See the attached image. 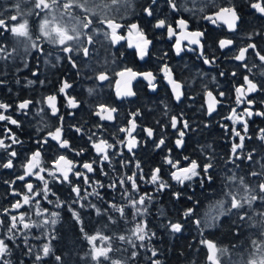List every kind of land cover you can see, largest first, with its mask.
<instances>
[{
    "label": "trees",
    "instance_id": "16d2710c",
    "mask_svg": "<svg viewBox=\"0 0 264 264\" xmlns=\"http://www.w3.org/2000/svg\"><path fill=\"white\" fill-rule=\"evenodd\" d=\"M218 64L220 65L219 68L215 67V64L207 67L204 65L202 66V64L196 66L193 62H189L188 70L184 73L192 77V75L196 73L193 71L195 70L198 72L196 76L202 79L201 86L203 88L208 87L212 89L214 93L221 91L226 93L222 101L226 106L224 104L222 108H219V110H221L219 112L221 113L217 112L216 115L213 114L209 116V119L205 118V116L202 118L196 117L195 119H189L190 130L184 139V148H177L175 145L177 134H175V131L172 133L169 131L171 128L170 117L162 118L169 109L163 98H161V103L158 107L155 105L157 103L152 102L151 99L149 101L150 104H147V108L143 110L146 112L144 116H151L148 119V125L153 127L154 134L153 137L147 138L144 143L139 144L137 150L132 154L123 147H121L120 150V148L114 144V147L108 150L111 154V159L109 161H102L94 154L92 146L70 148L67 154L70 157L69 159L73 160L74 164L77 163L76 171L83 172L90 178L89 182L86 184L84 183L83 177L78 178L71 173L69 174L72 184L78 185L81 189L80 197H77L76 193L72 192L69 183H63L52 179L49 177L47 171L40 173V175L48 180L51 189L47 195V199L42 195L44 184L37 179L35 175H32L33 177L25 176L23 181L17 180V177L24 173L23 165L26 163V157L28 155V157H30L32 149L35 148V144H32L31 141L25 139L21 140V138L17 136L21 144L24 145L23 148L17 150L19 152L18 156L9 157L8 154L0 155V165L4 163L5 159L7 161L9 158L13 159L14 164L12 168L4 169L0 167V175L2 176H0V220L10 222V217L8 216L12 212L15 215H17L16 213L24 212L28 214L26 216V222H35L36 224L38 221L43 224V221L49 220L52 212H58L59 218L55 225L49 223L43 225V227H33L24 230L28 235L27 245L24 242L23 235H17L14 241H7V236L5 235L7 233V227L0 225V238H4L9 244L10 252L7 258L12 261V264H34V262L35 264H57L55 261L56 255L62 257V264H95V262L91 260L90 255H87L90 252L91 246L84 238V234L81 233V227H83L85 232L89 235L100 233L101 235L111 237V240L104 241L102 245L107 246L109 243L112 244L116 250L110 253L111 258L119 259L127 262V264H151L153 259H159L161 264H208L206 260L207 250L205 246L200 244L201 239H211L217 242L219 247L229 249L226 255L221 257L227 264H242L243 261H246L252 253V241H259L260 239L259 230L261 228L255 225L254 220L256 221V215L258 214L259 216V212L264 211V201L258 200V202H253L252 208L245 206L244 211L252 217L251 220L240 222L236 215L228 213L227 215L220 216V221L217 222L215 227H203L205 222H211L204 217V212L207 211V207L210 203H215L223 199L225 206L230 207L229 198L224 195L229 189L237 191L241 197L245 195L243 187H241V189L234 187L235 183L237 185L239 180L228 181L226 179L228 176L233 174L237 177L243 176L250 186H255L256 183L264 181V175L255 177L250 175L252 172H264V169L261 167V164H264V141L257 139L258 130L264 128V120H261L258 127L255 126L254 121H250L251 123L248 122L249 131L244 141V147L237 150L240 159H236L231 152V148L233 144L232 141L237 142V137L234 135L232 136V127L229 121L225 119L222 120V117H225L227 113L230 112V108L233 104L232 87L236 81L234 78H231L229 74L233 67L227 64H221L220 62ZM221 72H224L225 75L221 76ZM204 76L205 79H203ZM192 98L193 102L195 101L198 106L202 107L201 101H198V96L196 97L193 94ZM88 100L91 101L89 98ZM83 102L86 101L81 98V112L83 113V120L85 121L83 126L85 128L87 126L88 129L91 127L88 125L89 122H92V117L90 116L92 107L86 108L81 104ZM140 105L141 103L135 102L131 107L139 108ZM130 110L134 111L135 109ZM176 115L178 116L179 112ZM162 119L164 121L163 125L157 123ZM68 123L76 125L78 120L69 119ZM145 124L147 123L145 122ZM163 127H165V129H163ZM91 134L92 132L89 131L86 136L90 137L92 136ZM161 137L165 139V145H162L161 148H156L155 144L159 142ZM81 148L85 149V151L82 152L80 156H76L75 152ZM185 148L191 150L193 155H190V158L202 162L211 161L214 163L215 166L211 170V174L214 177L213 181H205L202 186L200 183L201 177H194L191 182H185L184 185H180L176 181L171 180V169L169 165L164 163V158L166 155H170L173 160L181 159L179 151L180 149L185 150ZM169 149L172 150L171 153H169ZM58 151H60V149L43 151V163L41 166H46L50 170V163L55 159ZM250 152L253 153L254 157L251 161L247 159ZM182 153H186V151ZM2 156H5L3 157L4 159ZM233 159H235V164L230 162ZM93 161H95L94 172L88 173L81 167L84 162ZM122 161L127 162L126 165H123L121 163ZM137 161L140 162L141 170L144 175L143 179H140L139 175L137 176L136 179L139 190L135 192L131 190L130 182H126L123 188L119 185V181L125 179L127 175H131L133 172L139 173L141 171L136 168ZM157 167L161 169V179L170 185L163 191L159 190L157 185L150 182L151 171ZM11 169L14 170L12 171ZM101 169H103V171H101ZM33 171L35 172L37 170L34 169ZM14 174H16V176ZM1 180H3L4 183ZM13 181L15 182L13 183ZM96 181H99L100 184L98 185ZM18 182L20 185L17 184ZM252 182H254V184ZM26 183H32L39 196H32L33 198L30 204H22L21 209L12 211V203L16 202V200H20L22 203V195L27 193V188L25 187ZM110 183H115L117 186L115 188L109 187ZM94 187L98 188L96 189ZM93 188L95 192L99 193V196H95L96 194L93 192ZM14 190L16 193L19 192V195L13 194ZM116 190L118 192H116ZM254 191L247 193V195L257 194V190L254 189ZM125 192L129 195H125ZM177 192L180 193L179 198L174 196V193ZM144 194H147L145 204H137L135 206L141 209V211L139 214L135 215V219H133L135 209L130 204V199L132 198L131 200L138 201L140 196ZM148 196L152 197V199H148ZM188 197H192V199L189 200ZM126 199L128 201H126ZM37 200L40 202L39 208L36 204ZM49 201H51V203ZM110 202H112L111 204H116L117 208L122 207L125 215L122 217L121 213L117 211V208L110 206ZM81 204L84 205L83 208ZM89 204L95 205L96 207L93 208ZM70 207L79 213L80 223L72 216ZM97 207L100 209L99 214H97L96 211ZM189 207L194 208L195 211V215L191 217L184 215V212ZM4 208L9 209L8 214L3 212ZM29 208L32 209L30 210ZM43 209H47L48 211H43ZM38 211L41 212V215H37ZM17 216H19V214ZM6 217H8L9 220L8 218L6 219ZM109 217H111V219H109ZM197 219L201 220L200 227L194 223ZM137 221L146 223L149 235L153 232H155L156 235L153 236L151 240L145 242L146 246L144 248L133 249L132 244H129L127 240H119V236L124 235L130 237L131 231L135 227ZM178 221L183 224L182 231L179 233L171 231L169 224ZM234 221L235 223H233ZM18 227H22V225H18ZM53 236H55V239H52ZM132 239L135 241L134 237H132ZM44 243L51 244L52 252L49 256L43 257L41 261H35V256L37 254L42 255L41 250ZM94 243L97 244V242ZM135 243L139 244L140 242L135 241ZM28 247H33L31 254L27 253ZM153 248L157 251L156 257H152L151 255V249ZM133 250L137 251L136 257L131 256ZM103 264H110V261H103Z\"/></svg>",
    "mask_w": 264,
    "mask_h": 264
},
{
    "label": "snow or ice",
    "instance_id": "6c2138e0",
    "mask_svg": "<svg viewBox=\"0 0 264 264\" xmlns=\"http://www.w3.org/2000/svg\"><path fill=\"white\" fill-rule=\"evenodd\" d=\"M32 3V8L27 12L21 11V4L17 3L14 5L16 8V14L8 16L6 13L0 15V54L3 55L5 59L12 58L13 53L17 51L16 48L12 49V52L9 53L7 51L6 43L4 42V34L9 33L12 37L15 38H23L26 42H31V48L37 49L38 51H43L40 49L39 44L35 41H39L41 38L46 40L47 42L60 45L61 50L64 53H72L74 51H82L84 56H88L90 53V49L87 46L83 48L80 47V44L83 43L81 40V36H85L87 38V43H93L94 37L89 33L92 31H99V29L95 28V25L99 24L101 26H105L104 36L106 39L111 41V44L115 45L120 41L125 40V36L121 35L120 32L123 31L125 27L128 29V36L131 37L133 34L136 36V41H129V47H135L137 56L143 60L146 55L149 54V45L152 44V41L148 38L146 32L137 24H121L117 21L116 18L110 17L107 13L110 10L111 6L117 5L120 0H30ZM169 7L173 11L179 10V5L177 0H167ZM155 0H152V5L144 8L143 11L148 16H153ZM250 7L254 9L257 13L264 15V0H249ZM215 10L209 12L206 15L201 16V19L208 21L210 24L215 26H226L229 32L235 33L239 30V21L241 20L240 15L238 14L236 6L232 3V0H226V3L223 5L212 4L211 5ZM201 11H204L201 8ZM36 17L39 21L38 23V32L39 35L35 37L33 40L32 32H31V22L29 17ZM188 21L181 17L176 20V27L174 28L172 24L167 23L165 19H159L156 21L154 27L156 28H167V33L169 38L176 37L175 44L173 45L176 54L179 55L183 50L181 46L182 41H187L188 45H197L200 48V55L203 57V62L205 64L215 63L216 58L212 57L209 59L204 56V46L201 44V38H203L206 33L201 30L188 31ZM84 29H88V32H84ZM177 29H179V33H177ZM119 30V32H118ZM254 33H248L249 38H251ZM255 35H259V33H255ZM234 45V41L231 38H221L218 41V47L221 50L229 49L230 46ZM28 44L25 43V51H27ZM194 50V49H189ZM249 50L255 53V56L259 58V60L264 64V49H260L259 46L255 43H248L245 46H241L238 49V52L231 57L235 61L244 62V67H248L246 58L249 53ZM123 55V53H121ZM165 55H167L165 53ZM59 59V57H57ZM68 60L71 63L73 68L78 67L75 59L69 55ZM248 71H251V68H248ZM161 72L164 75L165 80L171 86V91L174 95V98L177 101L181 100V97L185 95V93L181 90V84L173 78L172 70L168 67L167 64L161 68ZM33 75H36L33 72ZM221 76H224L225 73L221 72ZM237 75L236 72L232 73V76L235 77ZM264 75V72L261 73ZM117 77H121L124 79V89L121 90L119 87L116 92L117 98L122 97H130L136 95L132 90V81L136 80L137 77H143L148 84V88L150 90H157V83L155 82L157 77L152 71L138 72L135 71L131 67H125L123 70L116 73ZM98 80L105 81L108 80L109 77L101 72L98 77ZM4 81L0 80V84H3ZM32 83V81H29ZM41 84L44 81H40ZM121 83L120 80H117V84ZM72 87L67 81H64L62 85L58 89V93L64 94L67 99V104L70 108H76L78 106L77 100L71 96H68L66 90ZM91 92V89L89 90ZM236 100L235 104L238 106L242 103H246L249 107H245L243 112L238 113V109L233 107L230 115L227 119L231 120L233 123V127L231 132L234 136L239 137L240 143H233L231 152L236 159H240L239 156L236 155L238 149H242L244 147V141L249 131L248 121L245 119L255 116L264 117V110H256L255 112L252 110V105L255 103L254 100L248 98L250 93H257L260 91H264V82L254 81L250 79L248 75L243 77V84H239L234 88ZM219 97H224L226 95L225 92H219ZM45 103H47L49 109L53 116H57L59 113V109L57 107V95L52 94L48 95L45 98ZM221 103L220 100L217 99V96L214 95L213 91L205 90V104L207 106L206 110L209 115L215 112L217 105ZM32 104L30 99H24L17 105V110L23 112L24 110H30L29 106ZM12 107L11 104L0 102V109H3L5 112ZM98 111L95 113L100 120L112 121L114 120L113 113L117 111L115 107H108L104 104H100L98 106ZM42 111V109H41ZM142 113L138 109L135 112L130 113V118L127 121V126H122L119 128L120 132L126 133V137L124 140L118 141V143L124 144L127 147V150L132 153L133 150L138 146V140L136 136L133 134L138 128L136 119L140 117ZM62 122L64 117H59ZM0 121H5L8 124L15 125L16 127H21V122L18 119L13 118L10 115H5L4 112H0ZM237 123H242L243 125V134L235 125ZM179 121L176 116L171 117V127L178 132V138L175 140V145L177 148H181L184 144L185 130L189 129V124L187 121L183 122V130L178 127ZM96 127L103 128V125L97 124ZM4 131L8 133V139L11 140V144H6L5 139L0 138V148L8 150L12 147V145L21 143L15 136V133L12 132L10 128L5 127ZM75 131L77 133L81 132L80 127H75ZM143 131L146 133L147 137L151 138L154 134V129L152 127H145ZM63 125L62 123L59 126L55 127L54 131H49L47 133V137H50L51 140L55 141L60 149L69 150L70 142L68 139L63 138ZM92 136L89 137V140L92 142V148L97 154V158L102 161H109L111 159V154L109 153V149L114 147L113 143H109V141L103 137L98 140H94ZM258 139L264 141V128H260L258 130ZM49 140L44 138L43 140H37V148L34 152L31 153L30 157H26V163L23 165L24 173L23 175L17 177V179L23 181L25 176L35 175L37 179L43 182L44 188L42 190V195L47 199L48 193L51 191L49 187L48 180L45 179L44 176L40 175L41 172L47 171L49 177L54 180L60 182H67L70 184L72 192L76 193L77 197H80L81 189L78 185H73L70 178V173L80 178L83 177L84 183L89 182V177L85 175L83 172L76 171V165L74 164L72 159H69L66 155L60 154L54 160L51 161L52 170H49L47 167H42V153L44 146L48 145ZM162 145H165V139L163 137L160 138L159 142L155 144L156 148H161ZM85 149L81 148L75 152L76 156H80ZM171 149H169V153H171ZM254 151V150H253ZM9 157H17L18 153L15 150L8 152ZM249 161L253 160V153H249L247 156ZM186 164L182 163L181 159H175L170 155H166L164 158V163L170 166V177L171 180L176 181L180 185H184L185 182H191L194 177H201L200 183L203 186L205 181H213L214 177L211 174V170L214 168V163L202 162L197 159H191L189 156H184L182 158ZM235 164V159L230 161ZM93 162H84L81 167L85 169L88 173H92L95 171ZM123 165H126L127 162L122 161ZM14 166L13 159L9 158L6 163L0 165L3 168H12ZM262 169H264V164H261ZM136 168L141 170V164L139 161L136 162ZM34 169H38V171H33ZM199 169V170H198ZM103 171V169H101ZM161 169L159 167L153 169L151 171L150 182L152 184L157 185L158 189L163 191L165 188L169 187V183L163 181L160 177ZM59 174V175H57ZM139 175L140 179H143L142 170L138 172H133L131 175H127L125 179H121L119 181V185L123 187L126 182L131 183V189L133 191H138L137 184V176ZM251 176L255 177L258 175H264V173L252 172ZM228 181H236L239 180V184L243 187V191L245 195L243 197L239 196L237 191H232L229 189L224 193L226 197L229 198L230 207H226L224 200H218L215 203H210L208 212L205 213L206 216H211V222H205L203 227L211 228L215 227L217 222L220 221V216L227 215L228 213H232L238 217L240 222H244L246 220H251L252 217L248 215L247 212L244 211L245 206L248 208H252L253 202L260 200L264 201V181H261L256 186L257 194L247 195V193L253 192L254 189L245 181L244 177H237L236 175H230L226 178ZM14 183V181H13ZM99 185L100 182L96 181ZM102 186V185H101ZM117 185L115 183L110 184L109 187L115 188ZM25 187L28 192L25 193L22 197V203L20 200L11 204V209H21L22 204L28 205L32 202V196H35L36 190L32 183H26ZM93 192L99 196V193ZM13 194L18 195V193L13 192ZM125 195H128L125 192ZM147 195V194H146ZM146 195L140 196V199L131 200L130 204L135 209L133 214V219H135V215L139 214L141 209L136 208L137 204L144 205ZM176 198L180 197V193H174ZM83 198V197H81ZM148 199H152V197L148 196ZM189 200L192 197H188ZM51 203V201H49ZM37 207L39 208L40 202L36 201ZM95 208V205H90ZM110 206L116 208L115 204H111ZM83 208L84 205L81 204ZM212 209H216V213H212ZM235 210V211H234ZM43 211H48L47 209H43ZM70 211L72 212V216L76 219L78 223H80L79 213L70 207ZM97 214L100 213V209L96 208ZM117 211L121 213L123 217L125 215L124 209L122 207L117 208ZM3 212L5 214L9 213L8 208H4ZM28 214L24 212H20L19 216L11 215L10 222L5 220H0V225H4L7 227V241H14L17 235H23V239L25 244L27 245L28 235L24 232V230L31 229L33 227H43V225L52 224L55 225L59 218L58 212H52L49 220L43 221V224H36L35 222H26V216ZM37 215H41V212H37ZM184 215L187 217H191L195 215L194 208L189 207L184 212ZM260 217H264V211L259 212ZM111 219V217H109ZM194 223L200 227L201 220L197 219ZM235 223V221L233 222ZM18 225H22V227H18ZM262 229L260 236L261 239L253 240L252 244L256 251L252 252L250 257L243 261L242 264H264V222L257 225ZM171 231L179 233L182 231L183 224L181 222H171L169 224ZM81 233L84 234V238L87 240L90 247V252L87 255H90L91 260L95 262V264H103V261H110V264H127V262L121 261L119 259H112L110 253L115 251L112 244H108L107 246L97 247L94 241L97 240V237L100 238L101 242L109 241L112 238L109 236L101 235L100 233H96L95 235H89L85 232L83 227L80 228ZM203 234V233H202ZM156 233L153 232L149 235L147 231V225L145 223H136L135 227L131 231V236L126 237L124 235L119 236V240L125 241L129 244H132L133 249L136 248H144L146 246L145 242L151 240ZM135 238V241H139L137 244L132 239ZM55 239V236L52 237ZM4 238H0V264H12V261L8 259V254L10 252L9 244ZM200 244L205 246L207 249L206 260L208 264H227V262L221 257H224L229 249L224 247H219L217 242H214L211 239H201ZM42 255L37 254L35 256V261H41L43 257H47L51 254L52 248L50 243H44L42 245ZM32 253V247H28V254ZM152 257L157 256V251L153 248L151 249ZM132 257L137 256V251L133 250L131 252ZM55 261L57 264H62V257L60 255L55 256ZM35 264V262H34ZM151 264H161L159 259H153Z\"/></svg>",
    "mask_w": 264,
    "mask_h": 264
},
{
    "label": "flooded vegetation",
    "instance_id": "af4514ba",
    "mask_svg": "<svg viewBox=\"0 0 264 264\" xmlns=\"http://www.w3.org/2000/svg\"><path fill=\"white\" fill-rule=\"evenodd\" d=\"M133 3L135 7L134 10L128 12L131 14L116 19L121 24L137 23L146 32L148 38L152 41V44L149 45V54L146 55L143 60H141L137 56L136 48L134 46L129 47V41L131 40L134 44L137 38L135 34L129 37L128 29L127 27H125L123 31L120 32L121 35L125 36V40L120 41L115 45L112 44V50L115 51V56L121 52L123 53V55H121L122 62H120V65L114 67L109 64L101 65L99 62H97L96 57L97 55L99 56V54L101 60L106 59V51L104 54L103 40L101 35L102 31L105 29V26H101L99 24L95 25V28L99 29V31H93L89 33L90 35H93L94 42L87 43V38L84 36L82 39L83 43L80 44L81 48L87 46L90 49V53L88 56H84L82 51L64 53L61 50L62 46L51 44L45 41L43 38H41L39 41H35L37 44H39L40 49L43 50L42 52L32 48L31 52L29 53L28 51L31 46H28L26 52L21 49L17 54H15L18 57V60L23 54V57L19 61L17 60L16 62H14L11 66L13 69L17 66L18 70L16 72L18 76L24 79V82L22 84L17 83L16 85H12L11 83L9 84L8 81H4L3 84H0V102L9 103L12 105V107L6 112L3 109H0V112H4L5 115H10L13 118L18 119L21 122V127L18 128L15 125L8 124L5 121H0V138L5 139L6 144H11V140L7 138L8 133L4 131L5 127L10 128L12 132L15 133L16 138L17 136H19L21 140L25 139L31 141L32 144H35V148L32 149V152H34L37 148V140H43L44 138H47L49 140V143L48 145L44 146L43 151L60 149L55 141L51 140L50 137H47V133L49 131H54L55 127L59 126L62 123L64 129L63 138L69 140L70 148L92 146V142L89 140V136H86V133H88L87 126L86 128L83 126V123L85 121L83 120V113L81 112L80 106V101L82 98L81 88L84 91L86 88L81 87V84L85 82H88L87 84L92 86L90 88L92 89V93L88 94V98L91 101L96 100L97 97L100 98L99 100H97L96 104L92 106V111L90 112L92 122H89L88 124L91 126L92 130L94 129V140H98L99 138L103 137L107 139L109 143H113V141H116L117 137L119 136H121V140H124L126 137V133L120 132L119 128L122 126H127V121L130 118V113L135 112L139 109L142 115L136 119L138 128L133 134L138 140V145L144 143V141H146L149 137H147L143 129L145 127H150L148 125V119L151 116H144L146 115V112L143 110L147 108V104H150L149 101L151 99L152 102L157 103L155 104L157 105V107L161 103V98H163L168 105L169 109L165 114L168 116L164 115L162 116V118L170 117L171 119L172 116H176L179 123L181 124H178V127L180 129L183 130L184 121L188 122L190 129L189 119H195L193 112L194 103L192 101L194 83L191 82V78L193 77V75L191 77L185 75L184 73L188 70L187 68L189 67V62H193V64H195L196 66L202 64V66L204 65L207 67L214 65V63L205 64L203 62V57H201L200 55L199 46L188 45V42L186 40L181 42L183 50L179 55H177L173 47L176 41V37L174 36L172 38H169L166 27H154L156 21L159 19H165L167 23L172 24V26L175 28L176 20L183 17L189 22L188 31H204L206 35L201 38V44L204 46V56L208 57L209 59H211L212 57L218 59L221 56L230 59V62L233 63L232 72L237 73V75L234 77L236 83L232 87L233 104L230 108V113L233 107H236L239 112H243V109L245 107H249L246 103H242L238 106L235 104L236 95L234 92V88L239 84H243V77L245 75H248L249 78L253 79L254 81L264 82V75H261V73L264 72V64H262L259 58L255 56V53L252 52V50H249L246 58L248 67H244V62L235 61L231 58L238 52L239 47L245 46L248 43L256 44L257 40H259L261 44H263V47H261L260 49H264V15H261L254 9H252L250 7L249 0H232V3L236 6L238 14L241 17V20L238 22L239 30L235 33L229 32L226 26L218 27L210 24L206 20L201 19V16L215 10L211 6L212 4L223 5L226 3V0H212L207 4L208 7L204 9L203 13L201 9L200 11H192L191 9H187L184 6V0H177V3L179 5L178 11H173L169 7L167 0H155V4L153 5L155 10L153 16L151 17L148 16L143 11V9L148 7L149 5H152V0H134ZM260 24H263V28H261L263 30L262 32H260L262 34H254L251 38H249L248 35H245V37L242 36L241 32L244 31V29L255 30L259 27ZM177 33H179V29H177ZM37 35L38 34H34V40ZM221 38L233 39L234 45L230 46L229 49H219L218 41ZM190 48L194 50H189ZM46 53H48L49 55ZM165 53L167 55H165ZM24 54L26 55V58H24ZM54 54L60 57L59 62L62 65H54L51 68L46 67L43 62L44 57H49ZM69 55H71L75 59V61H77L76 63L78 67H72L71 63L68 60ZM89 59L90 61H88ZM164 64H167L168 67L172 70L173 78L181 84V90L185 93V95L181 97L180 101H177L174 98V95L171 91V86L167 83L163 73L161 72V68L164 66ZM91 67L93 68L91 69ZM125 67H131L138 72L152 71L157 77L155 81L158 85L157 90H150L148 88L147 81L143 77H139L138 79L132 81V90L136 93V95L117 98V89H115V81L117 80L116 73L120 70H123ZM248 68H251L250 72L248 71ZM193 71L197 72L195 70ZM33 72H35L36 75H33ZM101 72L105 73L109 77V79L105 81L98 80L97 77ZM195 78L198 82L202 80L198 76H195ZM203 79H205V76L203 77ZM29 81H32V83H29ZM40 81H44V83L41 84ZM64 81H67L72 85V87L70 89H67L66 92L68 96H71L77 100L78 106L76 108H70L67 104L65 95L58 93V89ZM120 81L121 85L119 88L123 90L124 79L121 78ZM205 88L207 90L213 91L208 87ZM218 93H214V95H216L217 98H220ZM52 94L57 95V107L59 109V113L57 116L52 115L47 103L44 102L45 98L48 95ZM199 96L198 101H201V106L205 108L204 94L201 95L200 98ZM248 98L255 101V103L251 106L254 112L260 109L264 110L262 108L264 106V91L250 93L248 95ZM24 99H30L32 101V104L29 106L30 110H24L23 112H21L17 110V105ZM135 102L141 103L139 108L131 107V105L135 104ZM97 104H104L108 107H115L117 111L113 113V116L115 117L114 120H100V118L95 115V113L99 110V105L95 107ZM224 104L225 103L221 100V103L217 105L216 110L215 112H213V114L216 115L217 112L221 111L219 110V108H222V105ZM39 108L42 109V111ZM130 109L135 110L132 111ZM38 111L44 114H48L47 118H49V121L38 124V126H45L43 129H37L33 126V123L36 122L35 115ZM177 111L179 112L178 116L176 115L178 114ZM61 116L64 117L62 122L59 119V117ZM69 119L78 120V123L76 125L69 124ZM249 120L257 122V126H259L261 120H264V117L253 115V117H251ZM145 122L147 124H145ZM163 122L164 121L162 119L157 123L163 125ZM97 124L103 125V128L96 127ZM75 127H80L81 130H85V135L83 137H80V134L75 131ZM163 129H165V127H163ZM169 131L171 133L175 131V134H177L178 136V132L172 127ZM188 132L189 130H185V137L188 135ZM18 140L20 141V139ZM184 146L185 141L182 148H184ZM23 147L24 145L19 143L12 145V147L8 150L0 148V155L8 154V152L12 150H15L17 153H19L17 150ZM123 148L127 150V147H125V145H123ZM137 148L138 146L133 150V152L136 151ZM185 151L187 154L182 153ZM65 152H67V150L60 149L57 154H64L68 158H70ZM179 154L181 155V161L184 164H186L187 162H184L182 158L184 156L190 157V155H193L189 148H185V150L180 149ZM6 162L7 161L5 160L4 163ZM75 165H77V163H75ZM50 166V170H52L51 163ZM36 170L38 171V169ZM14 210L15 209H12V211ZM16 214L18 215L19 213ZM11 215L15 214H13L12 212L8 217H10Z\"/></svg>",
    "mask_w": 264,
    "mask_h": 264
},
{
    "label": "rangeland",
    "instance_id": "374dc122",
    "mask_svg": "<svg viewBox=\"0 0 264 264\" xmlns=\"http://www.w3.org/2000/svg\"><path fill=\"white\" fill-rule=\"evenodd\" d=\"M211 1L212 0H184V4H185L184 6L187 9H191L192 11H200L201 8L206 9L208 7L207 4L209 2H211ZM97 2H99V0H97ZM120 2L117 5L111 6L110 10H108V13L107 14L110 17L122 18V17L128 16L129 14H131V13H128V12L133 11L134 8H135L134 7V3H133L134 0H120ZM17 3H20L21 4V11L22 12H27L29 9L32 8V3L30 2V0H0V15H3L5 13L8 16L13 15V14H16V8L14 7V5H16ZM203 12L204 11H202V13ZM126 13H128V14H126ZM29 19H30V22H31V32H32V36H34V34H38L39 35V32H38V23H39V21H38V19L36 17H34V16L33 17H29ZM261 28H263V24H260L259 27L256 28L255 30H249V29L246 30V29H244V31H242L241 34H242L243 37H245V35H248V33H254V34L255 33H260L263 30ZM83 31L84 32H87L88 29H84ZM104 31H105V29L102 31L101 35H102V40H103V51H104V54H105V51H106V59L101 60L100 54H99V56L97 55V57H96L97 58L96 61L99 62L101 65L109 64L111 66L117 67V66L120 65V62H122L121 61V53L122 52L119 53V54H117L115 56V51L112 50L113 49V45L110 43L111 41L109 39H106L105 38ZM260 34H262V33H260ZM83 37L84 36L82 35L81 36V40L83 39ZM4 42L6 43L7 51L9 53L12 52V49L13 48H16L17 51L15 53H13L12 58H10V59H5L3 57V55L0 54V79L3 80V81H8V83L9 84L11 83L12 85H16L17 83L22 84L24 82V79L22 77L18 76V74L16 72L18 70L17 66H16V68L13 69L11 65L18 60V57L15 54H17L21 49H23L24 52H26L25 51V43H27L28 46H30L31 45V42H26V41L23 40V38H19L18 39V38L12 37L9 33L8 34L6 33L4 35ZM106 43H107V45H106ZM256 44L259 46V48L263 47V44H261V42L259 40H257V43ZM31 50H32V48L30 47V49H29L28 52L30 53ZM25 54H24V58H26V55ZM46 54H48V53H46ZM22 57H23V54L20 56L19 60ZM57 57L58 56L55 55V54L52 55V56H49V57H44L43 62L45 64V66L48 67V68H51L54 65H62L59 62L60 57H59V59H57ZM88 61H90V59ZM216 61L217 62L214 63L215 64L214 65L215 67H218L219 68V66H220L218 64L219 62L221 64H224V65L227 64L228 66L230 65L231 67H233V63L230 62V59H228V58H226L224 56L219 57L218 59H216ZM92 68L93 67H91V69ZM230 72L233 73L232 71H230ZM231 73H229L231 75V78H234V77H232V74ZM196 75H198V72H196L193 75V77L191 78V82L194 83V89H193L194 91H193V94L196 97L199 96L200 94L201 95L204 94V100H205V90H206V88H203L201 86L202 85V80L200 81V83L197 81V79L195 78ZM191 82H190V84H191ZM87 83L88 82H85V83L81 84V87H86L85 88V91L81 88L82 98H83V100L86 101V102H83L81 104L83 106H85L86 108L87 107L88 108L89 107L91 108L92 106H94L96 104L97 100H99L100 98L97 97L96 100H93V101H89L88 100V96H89L88 94L92 93V89H91V92L89 91L92 86L89 85V84H87ZM217 99L220 100V101L221 100L223 101L222 97L217 98ZM193 103H194V108H193L194 118H196V117L202 118L203 116H205V118H208L209 119V116L213 115V113L211 115H209L207 113V110H206L207 106H206V104H205V108H203V107L198 106L195 101ZM98 105L99 104H97L95 107H97ZM262 108L264 109V106ZM91 109H89V110H91ZM219 113H221V112H219ZM238 113H239V111H238ZM47 115H48L47 113L44 114V113H41L40 111H38L36 113V115H35L36 122L33 123V126L35 128H37V129H43L45 126H43V125L38 126V124H42L45 121H49V118H47ZM229 115H230V112H228L225 117H222V120L225 119V120L229 121L231 127H233L232 121L229 120V119H227V117ZM245 119L248 122H250V120H249L250 118H247L246 117ZM257 125H258V123L255 122V126L256 127H258ZM235 127L237 128V130H239L241 132V134H243V125H242V123H237L235 125ZM87 131L88 132L90 131V132L94 133V129L92 130L91 127L88 128ZM85 132H86L85 130H81V132L78 133V134H80V137L81 136L83 137L85 135ZM86 135H88V133H86ZM91 135H93V134H91ZM125 136H126V134H125ZM232 136H233V134H232ZM177 138H178V136L175 138V140ZM95 139H97V138H95ZM120 140H121V136L117 137L116 141H113V144H116L120 148V150H121V147H123L124 144L118 143V141H120ZM232 142L233 143H240L239 137H237V142L236 141H232ZM258 142H260V141H258ZM68 152H69V150H67V152H65V153L67 154ZM93 152H94V154H96L95 151H94V149H93ZM57 155L58 154H56V157H57ZM236 155L238 156V153H236ZM252 183L254 184V182H252ZM257 185H258V183H256L255 186H251V187L253 189H256V186ZM234 187L241 189L242 186L238 182L237 185L235 183V186ZM36 193H37V195H35V196L36 197L39 196L38 192H36ZM254 193H255V191H254ZM254 202H258V200L257 201H254ZM259 203H260V201H259ZM209 205L207 207L208 209H209ZM208 209H207V211L204 212V217H206L207 220L208 219L210 220L211 219V216L210 215H208V216L205 215V213L208 212ZM212 213L213 214L216 213V209H212ZM256 216H257V218H256V221L254 220V222H255V225L257 226L258 224L264 222V217H260V216H258V214ZM38 223L41 224V222H39V221H38ZM259 231L261 233L262 229H260ZM259 238L261 239V236L260 235H259ZM94 242H97V244H96L97 247L103 246L102 245L103 243L100 241L99 238H97V240L94 241ZM251 249H252V252L256 251V249L254 248V246H252Z\"/></svg>",
    "mask_w": 264,
    "mask_h": 264
},
{
    "label": "bare ground",
    "instance_id": "6f19581e",
    "mask_svg": "<svg viewBox=\"0 0 264 264\" xmlns=\"http://www.w3.org/2000/svg\"><path fill=\"white\" fill-rule=\"evenodd\" d=\"M234 92H235V91H234ZM29 154H30V153H29ZM151 155H152V154H151ZM28 156H29V155H28ZM28 156H27V157H28ZM3 157H5V156H2V158H3ZM3 159H4V158H3ZM5 160H6V159H5ZM22 165H23V164H22ZM45 167H46V166H45ZM21 168H22V167H21ZM4 169H5V168H4ZM1 170H2V169H1ZM8 170H9V169H8ZM11 170H12V169H11ZM11 170H10V171H11ZM13 170H14V169H13ZM13 170H12V171H13ZM4 171H5V170H4ZM7 172H8V171H7ZM16 173H17V172H16ZM22 173H23V172H22ZM1 174H2V172H1ZM96 174H97V173H96ZM104 174H105V172H104ZM9 175H10V173H9ZM14 175L16 176V174H14ZM0 176H1V175H0ZM3 176H4V175H3ZM217 176H218V175H217ZM1 177H2V176H1ZM7 177H8V174H7ZM13 177H14V176H13ZM13 177H12V178H13ZM32 177H33V176H32ZM219 178H220V177H219ZM32 179H33V178H32ZM3 180H4V179H3ZM3 180H1V181L3 182ZM17 180H18V179H17ZM10 181H11V180H10ZM14 182H15V181H14ZM19 182H20V181H19ZM19 182H18L17 184H19ZM105 182H106V181H105ZM105 182H104V183H105ZM3 183H4V182H3ZM21 183H23V182H21ZM24 183H25V182H24ZM63 183H64V182H63ZM116 183H117V182H116ZM110 184H111V183H110ZM4 185H5V184H4ZM19 185H20V184H19ZM23 185H24V184H23ZM3 187H4V186H3ZM12 187H13V186H12ZM125 187H127V186H125ZM5 188H6V187H5ZM14 188H15V187H14ZM36 188H37V187H36ZM94 188L97 189L98 187H94ZM94 188H93V189H94ZM123 188H124V187H123ZM7 189H8V188H7ZM24 189H25V187H24ZM8 190H9V189H8ZM20 190H21V189H20ZM35 190H36V189H35ZM91 190H92V189H91ZM124 190H126V189H124ZM127 190H128V189H127ZM131 190H132V189H131ZM138 190H139V189H138ZM24 191H25V190H24ZM120 191H121V190H120ZM132 191H133V190H132ZM143 191H144V190H143ZM143 191H142V192H143ZM27 192H28V190H27ZM36 192H37V191H36ZM99 192H100V191H99ZM116 192H118V191L116 190ZM135 192H137V191H135ZM21 193H22V192H21ZM82 193H83V192H82ZM22 194H24V193H22ZM119 194H120V193H119ZM133 194H134V193H133ZM18 195H19V192H18ZM36 195H37V194H36ZM128 195H129V194H128ZM140 195H141V194H140ZM144 195H145V194H144ZM2 196H3V195H2ZM22 196H23V195H22ZM95 196H97V195H95ZM131 196H133V195H131ZM131 196H130V198H131ZM33 197H34V196H33ZM33 197H32V198H33ZM103 197H104V196H103ZM119 197H120V196H119ZM136 197H137V196H136ZM136 197H135V198H136ZM0 198H1V197H0ZM100 198H101V196H100ZM104 198H105V197H104ZM104 198H103V199H104ZM111 198H112V197H111ZM35 199H36V198H35ZM37 199H38V198H37ZM42 199H43V198H42ZM131 199H132V198H131ZM105 200H106V198H105ZM168 200H169V199H168ZM16 201H17V200H16ZM86 201H87V200H86ZM126 201H128V200L126 199ZM13 202H14V201H13ZM34 202H35V200H34ZM106 202H107V201H106ZM111 203H112V202H111ZM167 203H168V202H167ZM3 204H5V203H3ZM126 204H127V203H126ZM23 205H24V204H23ZM31 205H33V204H31ZM42 205H43V204H42ZM70 205H71V204H70ZM89 205H90V204H89ZM91 205H92V204H91ZM108 205H109V204H108ZM115 205H116V204H115ZM2 206H3V205H2ZM116 206H117V205H116ZM145 206H146V205H145ZM6 207H7V206H6ZM35 207H36V206H35ZM35 207H34V208H35ZM139 207H140V206H139ZM142 207H144V206H142ZM97 208H98V207H97ZM99 208H100V206H99ZM116 208H117V207H116ZM29 209H30V208H29ZM31 209H32V208H31ZM31 209H30V210H31ZM91 209H92V208H91ZM145 209H146V208H145ZM114 210H115V209H114ZM89 212H91V211H89ZM0 217H1V216H0ZM2 217H3V216H2ZM7 218H8V217H6V219H7ZM2 219H3V218H2ZM8 220H9V218H8ZM208 220H209V219H208ZM210 220H211V219H210ZM210 220H209V221H210ZM139 222H140V221H139ZM137 223H138V221H137ZM145 224H146V223H145ZM1 230H2V229H1ZM5 233H6V231H5ZM105 244H106V242H105ZM104 246H105V245H104ZM32 248H33V247H32ZM35 250H36V249H35ZM27 253H28V252H27Z\"/></svg>",
    "mask_w": 264,
    "mask_h": 264
},
{
    "label": "water",
    "instance_id": "95a60500",
    "mask_svg": "<svg viewBox=\"0 0 264 264\" xmlns=\"http://www.w3.org/2000/svg\"><path fill=\"white\" fill-rule=\"evenodd\" d=\"M121 71V70H120ZM119 72V71H118ZM139 77H137L138 79ZM117 80H121V77H117ZM117 80L115 81V89H118V87H120L121 83L118 85L117 84Z\"/></svg>",
    "mask_w": 264,
    "mask_h": 264
}]
</instances>
